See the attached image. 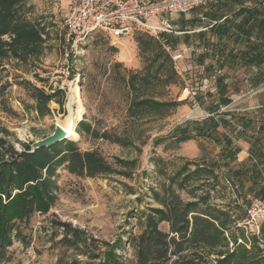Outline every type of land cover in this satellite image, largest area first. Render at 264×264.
Wrapping results in <instances>:
<instances>
[{
  "label": "rangeland",
  "instance_id": "1",
  "mask_svg": "<svg viewBox=\"0 0 264 264\" xmlns=\"http://www.w3.org/2000/svg\"><path fill=\"white\" fill-rule=\"evenodd\" d=\"M75 1L32 0L24 6L26 20L42 32L44 42L26 61L13 57L5 60L0 72V154L10 160L11 149L22 154L25 146L53 134L57 121L69 116V95L77 84L84 112L76 127L80 139L68 142L75 143L81 152H97L114 173L88 178L70 174L65 165L58 168L54 178L58 185L54 206L47 214L37 213L29 221L18 224L12 234L13 245L0 254V264H70L76 260L92 264L95 261L89 260V254L97 252L98 244H113L119 239L125 246L119 254L126 264H134L135 240L144 230L145 214L149 208H162L153 191L163 196L168 175H174L189 162L202 164L205 159H214L219 152L212 141L201 138L180 145L172 140L157 145L156 141L186 122H201L220 113L248 114L255 121L264 119L261 114L253 113L264 106V74L258 69L250 74L243 69L222 70L220 76L225 77L228 85L225 95L231 103L219 108L217 85L210 81L212 77L205 71L207 65L198 61L202 47L189 48L191 59L174 66L177 78L170 85L157 76L161 66L164 76L171 72L170 64H161L162 60L155 62L162 43L144 31H134L120 39H113L106 32L96 33L81 45L75 59L67 61L65 20L68 7ZM170 18L181 31L191 16ZM183 30L191 29L188 25ZM13 39L11 35L3 37L7 43ZM183 46L181 42L178 48ZM163 51L168 55L164 48ZM210 60L205 61L208 64ZM131 76H146L149 80L136 96L175 101L179 106L164 119L134 121L128 115L135 97L128 85ZM34 88L54 96L49 103L51 113L45 117L37 112L30 93ZM57 90L62 93L55 94ZM193 92H197L196 97ZM80 124L89 125L97 136L80 130ZM105 133L128 144L102 138ZM239 146L244 151L249 149L243 140ZM122 160L134 161L136 165L125 167L120 163ZM174 189L182 200H192L189 191L179 190L176 184ZM232 194L230 189L224 192L217 188L211 193V202L231 212L237 224L231 230L236 232L250 206L237 209L230 205ZM249 200L253 203L257 199L250 196ZM59 223L84 232L88 243L92 241L90 247L65 244L64 228ZM160 229L170 233L169 223L163 222ZM241 234L246 236L245 230L239 228L237 235ZM171 237L177 236L171 234ZM241 240L243 244L230 240V250L238 245H251V249L254 238L246 236ZM170 257L173 261V256Z\"/></svg>",
  "mask_w": 264,
  "mask_h": 264
},
{
  "label": "trees",
  "instance_id": "2",
  "mask_svg": "<svg viewBox=\"0 0 264 264\" xmlns=\"http://www.w3.org/2000/svg\"><path fill=\"white\" fill-rule=\"evenodd\" d=\"M31 1L0 0V72L5 60L13 57L26 61L38 52L44 42L42 32L25 18L24 6ZM190 16L183 29L189 25L191 30L182 29L181 32H193L199 28L207 30L166 38V43L173 46V50L181 42L202 47L203 54L198 61L207 65L205 71L209 77L226 68L243 69L249 74L258 69L261 75L264 74V0H222L198 7ZM5 35L14 36L13 41L5 42ZM159 47L155 62L162 60L161 64H170L171 72L164 76L161 66L157 76L170 85L177 78V72L170 56L163 51V45ZM208 58L211 60L207 64L205 60ZM147 83L146 76H131L128 80L129 88L135 93L128 115L134 121L164 119L179 106L175 101L136 96ZM215 84L217 105L219 108L228 106L231 100L225 95L228 88L225 77L217 76ZM30 93L36 101L38 114L42 117L50 114L49 103L54 96L36 88ZM59 93L62 91H55V94ZM253 113L264 116V106ZM79 129L97 136L87 124H80ZM102 138L128 144L118 138H110L107 133ZM197 138L212 141L219 152L214 159H205L202 164L189 162L174 175H168V184L162 188L163 196L153 191L162 208H149L145 214L144 230L135 240L134 264H264L255 238L251 249L238 245L230 250V240L237 243L239 238L246 239V236L237 235L239 228L236 232L231 230L237 224L230 211L211 202V193L217 188L224 192L232 191L234 199L229 204L237 209L250 206V196L264 199V119L255 121L248 114L220 113L201 122H186L168 136L159 138L156 144L172 140L180 145ZM240 140L249 145V157L242 162H239L242 152ZM25 148L22 154L10 148V160L0 154V254L13 245L12 234L18 224L29 221L37 213L47 214L52 209L57 199L58 185L54 178L58 168L65 165L70 174L88 178L114 173L97 152H81L75 143L68 140L33 153L30 152L31 144ZM120 163L125 167L136 165L134 161L122 160ZM175 184L179 190L189 191L192 200H182L174 189ZM163 222L169 223L170 233L160 229ZM58 225L64 228L65 244L90 247L92 241L88 243L84 232L73 229L70 224ZM171 234L177 237H171ZM124 247L122 239L113 244H98L97 252L90 253L89 260L95 261L92 264H126L119 254ZM70 264L81 262L76 260Z\"/></svg>",
  "mask_w": 264,
  "mask_h": 264
},
{
  "label": "built area",
  "instance_id": "3",
  "mask_svg": "<svg viewBox=\"0 0 264 264\" xmlns=\"http://www.w3.org/2000/svg\"><path fill=\"white\" fill-rule=\"evenodd\" d=\"M222 0H76L68 7L65 20L66 47L64 55L67 61L75 59L81 45L88 38L99 32L108 33L113 39L129 36L134 31H144L157 38L170 56L173 64L190 60L189 49L173 50L166 43V37H179L181 32L170 16H190L198 7L215 4ZM217 71L210 81L216 82ZM194 97L197 92H193ZM246 232V236L258 240L264 256V199L253 201L247 211L245 220L238 224ZM238 244H243L239 239ZM233 244H231V247ZM251 246V245H250ZM249 245H246L250 249Z\"/></svg>",
  "mask_w": 264,
  "mask_h": 264
},
{
  "label": "bare ground",
  "instance_id": "4",
  "mask_svg": "<svg viewBox=\"0 0 264 264\" xmlns=\"http://www.w3.org/2000/svg\"><path fill=\"white\" fill-rule=\"evenodd\" d=\"M68 110L69 116L65 120H58L57 122L64 129L68 140L78 141L80 136L76 131V127L84 112L81 91L77 84L72 86L69 95Z\"/></svg>",
  "mask_w": 264,
  "mask_h": 264
},
{
  "label": "water",
  "instance_id": "5",
  "mask_svg": "<svg viewBox=\"0 0 264 264\" xmlns=\"http://www.w3.org/2000/svg\"><path fill=\"white\" fill-rule=\"evenodd\" d=\"M65 140H68V137L66 136L65 131L61 126L57 124L55 126L53 134H51L50 136L46 137L43 140H39L31 144L30 152L33 153L36 150L51 147L58 143L64 142Z\"/></svg>",
  "mask_w": 264,
  "mask_h": 264
},
{
  "label": "crops",
  "instance_id": "6",
  "mask_svg": "<svg viewBox=\"0 0 264 264\" xmlns=\"http://www.w3.org/2000/svg\"><path fill=\"white\" fill-rule=\"evenodd\" d=\"M187 29V28H186ZM181 44V43H180ZM179 44V45H180ZM182 45H184L183 46V48L182 47H180V49L177 47L176 49H175V51H180V50H183V49H185V48H187V49H189V48H191V47H193V46H195V47H197V45H186V44H184V43H182ZM197 49H198V47H197ZM248 151H249V149H247L246 151H244L243 150V148H242V152L239 154V156L243 153V155L242 156H244L243 157V160L242 161H244L245 159H247L248 157H249V153H248ZM241 161V162H242Z\"/></svg>",
  "mask_w": 264,
  "mask_h": 264
}]
</instances>
